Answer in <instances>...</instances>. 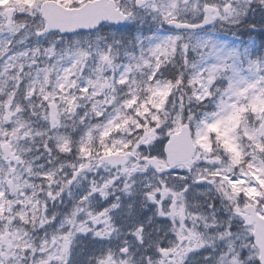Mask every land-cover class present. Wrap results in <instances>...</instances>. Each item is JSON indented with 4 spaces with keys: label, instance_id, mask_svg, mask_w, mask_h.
I'll use <instances>...</instances> for the list:
<instances>
[{
    "label": "snow or ice",
    "instance_id": "obj_1",
    "mask_svg": "<svg viewBox=\"0 0 264 264\" xmlns=\"http://www.w3.org/2000/svg\"><path fill=\"white\" fill-rule=\"evenodd\" d=\"M0 264H264V0H0Z\"/></svg>",
    "mask_w": 264,
    "mask_h": 264
}]
</instances>
